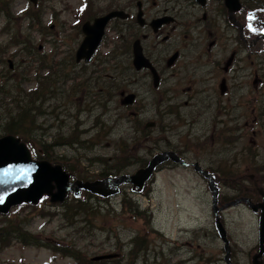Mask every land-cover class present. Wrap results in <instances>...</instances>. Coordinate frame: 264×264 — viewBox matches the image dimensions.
<instances>
[{"label":"rangeland","instance_id":"rangeland-1","mask_svg":"<svg viewBox=\"0 0 264 264\" xmlns=\"http://www.w3.org/2000/svg\"><path fill=\"white\" fill-rule=\"evenodd\" d=\"M81 2L39 0L34 6L29 0H0V137L6 133L5 124L18 122L17 137L31 159L38 160L36 151L41 160L66 165L72 182L129 175L167 147L189 165L167 158L140 193L124 182L119 192L107 198L86 190L75 198L71 190L60 203L44 198L38 204L11 207L0 215V240L7 242L0 243V264H95L92 256L117 251L118 258L96 264H160L162 254L173 248L179 264H204L216 256L217 264H225L223 242L213 224L211 192L192 164L199 160L209 168H221L213 172L219 203L242 196L245 188L254 189L251 174L264 188V78L255 101L251 100L253 77L245 78L242 96L250 102L241 111L248 124L236 123L244 127L245 135L238 137L236 126L230 124L227 156H207L216 152L210 140L195 134L177 139L161 129L159 90L140 89L135 106L138 117L128 116L119 96L127 84L130 63L120 61V42L110 30L90 65L75 62L82 39L75 23ZM14 38L21 43L16 45ZM253 49L244 46L245 60L240 64L247 73L259 68L264 77V53ZM253 114L257 119L250 126ZM146 122L156 125L145 128ZM166 125H172L171 131L176 123ZM135 128L145 133H133L138 131ZM248 196L261 200L255 189ZM219 215L230 241L229 261L251 264L258 244V214L238 204ZM163 234L171 242L162 247ZM194 252L208 259L201 261Z\"/></svg>","mask_w":264,"mask_h":264},{"label":"flooded vegetation","instance_id":"flooded-vegetation-1","mask_svg":"<svg viewBox=\"0 0 264 264\" xmlns=\"http://www.w3.org/2000/svg\"><path fill=\"white\" fill-rule=\"evenodd\" d=\"M261 1L255 0L256 4L250 5L245 0H85L81 5L84 14L77 17L78 35H82V38L85 35L82 28L86 23L91 24L96 18L112 11L120 12V15L107 21L92 59L82 61L83 65H90L94 61L106 31L110 30L115 41L120 42V60L126 53L130 63L127 84L119 96L120 105L128 109V116L132 120L138 117L139 111L135 106L139 90L151 86L160 92L162 130H168L177 139L184 134H195L199 139L210 140V146L216 152L207 156H227L225 151L229 145V125L236 126L238 137L246 133L243 126H237L239 123L248 124L241 111L250 102H246V98L243 100L242 96L245 78L253 77L252 101L259 97L256 93L260 91L258 89L264 78L259 68L247 73L245 65L243 67L240 64L245 60L241 56L244 54V46L255 47L253 52L264 53V12L257 9ZM124 47L126 51L122 53ZM135 50H140L152 68L150 65L141 68L134 66ZM93 78L96 81L97 78ZM128 94L133 96L132 101L122 104L120 99ZM256 119L253 114L250 126L254 125ZM149 123L146 122L144 127H150ZM166 123H176V126L170 131L172 125ZM135 129L138 131L134 130L133 133H145L144 130ZM252 134H256V131L253 130ZM166 149L162 150L165 154L170 151L178 153L174 148ZM193 164L196 172L195 164L207 172L221 170L209 168L199 160H194ZM164 236L160 242L162 247L171 242L164 239ZM203 250L208 252L205 248ZM222 253L224 260V248ZM111 254H116V257L98 259L102 254H96L90 260L97 263L120 256L118 251ZM177 254L173 248L166 256L162 254L159 263L179 264L175 259ZM193 254L201 261L208 259V255ZM212 254L209 253L210 257H213ZM218 261L216 256L204 261V264H217Z\"/></svg>","mask_w":264,"mask_h":264},{"label":"water","instance_id":"water-1","mask_svg":"<svg viewBox=\"0 0 264 264\" xmlns=\"http://www.w3.org/2000/svg\"><path fill=\"white\" fill-rule=\"evenodd\" d=\"M29 1L33 4L37 2V0ZM115 15H120V12L112 11L96 18L93 23H86L83 26L82 29L85 35L76 50V61H80L81 59L85 61L90 60L104 34L105 24ZM143 65H150V63L143 57L140 50H135L134 66L141 68ZM132 99L133 96L128 94L121 98L120 101L122 104H126L130 103ZM148 125L152 126L154 123L150 122ZM167 153H156L145 167L138 168L134 173L129 175L122 174L91 182L81 180L72 182L69 180V174L60 164L52 165L45 160L32 161L27 147L19 138L12 134L4 135L0 137V212H6L10 206L23 202L35 204L44 194L50 196L51 202H61L69 190H73L75 197L80 196V189H84L102 198H107L117 193L118 185L127 182L132 184V191H135V189L140 191L145 181L152 176L155 167L168 157L183 164L174 152L170 151ZM195 169L208 181V187L212 196V210L215 215V228L219 231V236L224 241V248L226 250L225 259L228 264H232L229 262V240L226 238L225 227L219 220L217 212L226 207L236 206L241 202L250 206L252 211H259L258 251L252 255V264H264L262 259L264 254V189L261 187L257 188L262 198L258 203L251 202L248 197H239L224 203L222 206H218L219 190L217 183L214 181L213 174L197 167V164H195ZM53 189L56 190L53 191ZM110 256L112 255L104 254L97 258L105 259Z\"/></svg>","mask_w":264,"mask_h":264},{"label":"trees","instance_id":"trees-1","mask_svg":"<svg viewBox=\"0 0 264 264\" xmlns=\"http://www.w3.org/2000/svg\"><path fill=\"white\" fill-rule=\"evenodd\" d=\"M264 3V2H263ZM36 15L33 17V19H36ZM10 39L12 40V36H10ZM13 41V40H12ZM14 41H16V45H19V43H21V42H18L15 38H14ZM29 45H33V43H30ZM124 46V45H123ZM125 51H126V48L124 47L123 48V51H122V53H125ZM2 54H3V51L1 52ZM3 59L1 58L0 59V64H3V61H2ZM120 61H122L123 63H129V61L127 60V55H126V53H125V55L122 57V59L120 60ZM7 62H8V67H9V61L7 60ZM42 91H44V87L42 88ZM23 108V107H22ZM22 108H21V111H22ZM13 123V125L14 126H11V125H9V124H5V126H6V133L5 134H12V135H15V136H17V134H18V132H16V131H18V129L20 128V126H19V124H18V122H15V121H13L12 122ZM35 157L36 158H38V160H41V154H39L38 152H36L35 151ZM64 168L66 169V170H68V167L66 166V165H64ZM107 176H109V174H107L106 175V177ZM250 193H251V191L249 190V189H244V191H243V195L242 196H248V195H250ZM87 195V194H86ZM85 197H87V196H85ZM1 232V231H0ZM4 240L5 239H1L0 240V243H1V245L3 246V245H5V244H7V242H4Z\"/></svg>","mask_w":264,"mask_h":264},{"label":"bare ground","instance_id":"bare-ground-1","mask_svg":"<svg viewBox=\"0 0 264 264\" xmlns=\"http://www.w3.org/2000/svg\"><path fill=\"white\" fill-rule=\"evenodd\" d=\"M81 190H84V189H80V192H81ZM85 194H87V193H85ZM80 195H81V193H80ZM82 196V195H81ZM87 198V197H86Z\"/></svg>","mask_w":264,"mask_h":264},{"label":"snow or ice","instance_id":"snow-or-ice-1","mask_svg":"<svg viewBox=\"0 0 264 264\" xmlns=\"http://www.w3.org/2000/svg\"><path fill=\"white\" fill-rule=\"evenodd\" d=\"M251 27V26H250ZM254 30V29H253Z\"/></svg>","mask_w":264,"mask_h":264}]
</instances>
